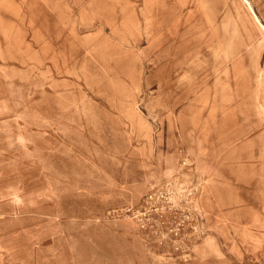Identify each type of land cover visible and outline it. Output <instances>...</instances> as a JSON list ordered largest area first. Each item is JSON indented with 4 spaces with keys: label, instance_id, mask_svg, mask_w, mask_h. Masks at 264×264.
<instances>
[{
    "label": "rangeland",
    "instance_id": "rangeland-1",
    "mask_svg": "<svg viewBox=\"0 0 264 264\" xmlns=\"http://www.w3.org/2000/svg\"><path fill=\"white\" fill-rule=\"evenodd\" d=\"M263 1L0 0V264H264V195L208 226L165 98ZM192 78L213 141L233 100Z\"/></svg>",
    "mask_w": 264,
    "mask_h": 264
},
{
    "label": "crops",
    "instance_id": "crops-1",
    "mask_svg": "<svg viewBox=\"0 0 264 264\" xmlns=\"http://www.w3.org/2000/svg\"><path fill=\"white\" fill-rule=\"evenodd\" d=\"M257 12L259 26L253 18L251 25L228 33L233 34V38L212 44L210 49L219 53L213 54L217 58L207 72L189 69L187 62L173 65L167 58L165 62L166 67H175L166 74L171 86L165 91V98L168 106H176L182 140L201 181L198 204L208 226L219 227L244 197L264 195V1ZM212 31L215 35L217 30ZM221 34L225 32H219ZM177 47L172 45L171 51ZM195 50L201 52L194 60V66L199 67V62H205V45L198 43ZM177 60L183 58L176 57ZM189 75L193 81L200 77V83L206 76L211 77L214 88L219 81L225 86L221 91L224 97L233 100L227 113L229 122L220 129V136L215 134L213 141L203 140V128L210 113L202 106L206 98L200 91L202 86L183 84L182 80ZM178 82H181L180 87ZM221 92L214 89L212 98L221 97ZM215 115L218 121L220 112L217 110ZM199 138L200 147L206 153L194 158L190 151L196 150ZM248 200L253 202V199Z\"/></svg>",
    "mask_w": 264,
    "mask_h": 264
},
{
    "label": "bare ground",
    "instance_id": "bare-ground-1",
    "mask_svg": "<svg viewBox=\"0 0 264 264\" xmlns=\"http://www.w3.org/2000/svg\"><path fill=\"white\" fill-rule=\"evenodd\" d=\"M249 5V7H250V4H248ZM253 14H255L254 12H253Z\"/></svg>",
    "mask_w": 264,
    "mask_h": 264
}]
</instances>
